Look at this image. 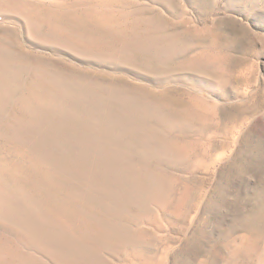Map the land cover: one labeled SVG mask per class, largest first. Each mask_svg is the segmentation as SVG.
Returning <instances> with one entry per match:
<instances>
[{"label": "rangeland", "instance_id": "374dc122", "mask_svg": "<svg viewBox=\"0 0 264 264\" xmlns=\"http://www.w3.org/2000/svg\"><path fill=\"white\" fill-rule=\"evenodd\" d=\"M0 264H264V0H0Z\"/></svg>", "mask_w": 264, "mask_h": 264}]
</instances>
